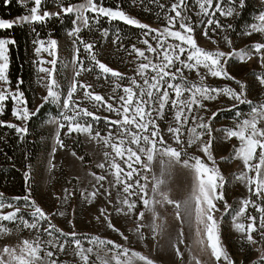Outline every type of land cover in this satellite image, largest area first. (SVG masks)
<instances>
[{
	"label": "snow or ice",
	"instance_id": "6c2138e0",
	"mask_svg": "<svg viewBox=\"0 0 264 264\" xmlns=\"http://www.w3.org/2000/svg\"><path fill=\"white\" fill-rule=\"evenodd\" d=\"M2 2L10 6L13 0ZM51 2L56 11L47 10L48 0H16L25 14L14 19L0 17V30L27 25L36 36L32 41L36 55L45 52L49 57L34 61L39 65L37 83L46 94L39 105L31 108L23 77L18 76L14 85L10 79L9 46L17 41L0 37V117L6 115V102H11V116L15 120L0 118V126L13 129L18 139L24 141L30 122L45 106L55 105L57 114L47 120L55 125L47 161L49 174L56 168L58 150H68L74 158L84 160L66 140L79 144L82 136L88 143L102 144L103 160L95 164L101 174L89 170L92 190L80 189L79 196L88 205L104 201L93 219L115 233L119 241L77 231L76 209L69 212L76 188L65 187L60 194L53 193L57 205L52 212L46 211L33 196V165L25 154L26 194L12 197L17 203H6L4 192H0V264H157L131 247L129 235L116 226L113 217L134 225L126 230L137 242L149 237L158 241L169 229L167 216H162L160 211L167 212L168 206L173 209L170 214L173 220L178 222L177 235H170L169 239L181 264H185L179 247L185 244V225L193 233L192 244L214 258V264H236L222 239L226 214L231 215V227L240 234L242 246L246 244L260 253L254 264H264V100L249 99L247 84L228 71L233 60L246 62L254 57L264 68V42L237 50L229 35L234 25L220 19L241 17L246 0H170L169 4L161 0H127L130 6L145 12L153 11L150 4L156 5L154 15L160 27H152L126 12L122 6L124 0H115L112 5L107 0H82L78 4L64 0ZM53 18L61 24L67 21L70 27L66 35L71 38L74 74L66 90L59 79L58 40L51 33L47 41L40 39L36 31L37 25L44 26ZM120 22L139 30L136 42L130 46L125 45L129 38ZM105 23L114 26L104 27ZM84 30L92 35L98 32L101 40L111 37L117 51L123 50L127 56L134 57L132 61H124L135 64L133 74L103 62L96 50L99 42L85 39ZM197 30L216 47L201 46L196 38ZM210 33L221 37L229 51L222 50L219 40ZM254 33L264 39V8L242 35L250 37ZM85 74L103 82L101 87L109 84L110 93L105 96L95 91L92 83L80 79ZM209 77L234 81L236 87L227 83L213 86L207 82ZM256 77L264 86V71ZM221 98H227L231 109L248 105L249 110L237 111L231 126L215 127L218 113L223 109L212 110L209 103ZM101 111L107 115L97 114ZM233 139L238 144H232L227 156L217 158L215 144L231 143ZM233 160L240 161L242 167L226 175L221 164ZM176 168L186 171L189 177L181 198H175L169 187ZM233 183L243 185L247 195L230 204L226 197ZM21 201L22 206L18 203ZM55 217L64 218L70 230L58 227ZM25 230L30 236H23ZM13 236L18 237L15 242ZM192 244H185L186 264H205L193 254Z\"/></svg>",
	"mask_w": 264,
	"mask_h": 264
},
{
	"label": "rangeland",
	"instance_id": "374dc122",
	"mask_svg": "<svg viewBox=\"0 0 264 264\" xmlns=\"http://www.w3.org/2000/svg\"><path fill=\"white\" fill-rule=\"evenodd\" d=\"M81 2L82 0L80 2L73 4H78ZM255 4L258 7L264 8V0H255ZM47 10L56 11L57 8L56 6H54ZM89 15L92 14L89 13ZM220 19L222 23H231L232 21V18L220 17ZM140 20L142 22L149 23L152 27H160V23L146 21L143 19ZM242 33L237 35L236 37L230 36V38L233 40V45L237 50L241 48H245L246 46L255 42H264V39H262L259 34L254 33L252 36L249 37L246 35H242ZM82 34H84L83 36L85 39L88 40L95 39L99 42L98 48L96 50L99 54V58L103 62L107 63L109 66L123 73H126L128 75L133 74L132 70L134 69L135 64L125 63L124 61L125 60L132 61L134 57L127 56V53H125L123 50L117 51L116 46L113 45L111 42V37L108 40H101L95 35L90 34L87 30L86 31L84 30ZM210 35H212L214 38L219 40V47L222 50H224L225 52L229 51V48L226 46L225 42L222 40L221 37L216 36L213 33H210ZM196 38L201 46H204L208 49H213L216 47L215 45L211 44V42L208 39L203 37L200 30H197L196 32ZM57 40L59 42V62H58V69L60 70L59 79L62 83L63 88L66 90L68 83L74 74V69L71 64V60H72L71 38L68 37L65 33L61 38H58ZM45 41H47V39ZM135 42L136 41L131 42L129 40H126L125 45L130 46L131 43H135ZM39 59L47 60L49 59V57L45 52H42L39 56H37L33 49L32 61L35 72V76L33 79V86L35 89V96L32 105H30L31 108H35L37 105H39L41 103V97L46 94V90L42 87V85L37 83V79H38L37 68L39 65L37 63H34V61H38ZM65 64H67L66 68L64 67ZM44 66H48V65H44ZM228 71L232 76L244 81L247 84L248 86L247 92L249 99L255 102L264 100V86L260 85L256 77V74L264 71V68H261L260 64L258 63V58L254 57L252 60L246 62H239L233 60L228 65ZM80 79L84 82L92 83L95 91L104 94L105 96H107V94L110 93V85L104 84V86L101 87V83L103 82H97L94 78V75L92 74L82 75ZM207 82L213 86L222 87L224 84L227 83L232 87H236L234 81H223L218 78L209 77ZM51 106L53 107L55 105H51ZM85 106L90 107V105H85ZM246 106L248 107V109L247 107H242L241 109H237L236 112L243 111L246 113L249 110V106L248 105ZM209 108H211L212 110L221 108L224 111L225 109L230 108V102L227 100V98H221L218 102H210ZM244 108L246 109L244 110ZM57 111L58 109L56 108L55 112H50L49 114H47V116L45 117L44 121L40 126V130L43 132V135L40 139L41 152L39 154L38 160L33 166V180L36 185V191L35 193H33V196L46 211L52 212L57 205V202L55 201L52 194L53 193L60 194L62 192V189L65 187L69 188L70 190L76 188L77 194L72 199L69 205V212H71L73 208L76 209L74 221L76 224L77 231L91 233V234H98L103 237L119 241V237L115 233H112L110 230H107L106 226L97 224V222L93 219L94 215L98 214L97 208L103 205L104 201L101 199L95 201L92 205H88L87 203L82 202L79 196L80 189L88 188L89 191L92 190L89 184V181L92 180V178L87 175L89 170L94 171L97 174H101V170L96 168L95 164L103 160L102 152L104 149L102 144L97 145L94 142L88 143L86 142L85 138L82 136L80 137L81 142L79 144H73L72 140H66V143L71 145L73 150H75V145H79V147L81 146L89 161L83 160L81 162L80 160L71 156L68 150H58L56 152L55 160H54V163L56 164V168L51 174H49V172L47 171V161L53 146V133L55 130V125L47 123V120L50 117L55 116L57 114ZM222 112L218 113V118L216 119L214 126L215 127L231 126L236 112L229 117L225 116L224 113ZM97 114L107 115V113H104L102 111ZM8 120L15 122L14 117L12 116H10ZM100 128L102 134H105L103 122H101ZM215 135H217L218 138L220 136V134L218 133ZM232 144H238V142L235 139H233L231 143L215 144L214 146L215 156L217 158L221 156H227L231 151ZM77 156H81V155L77 153ZM241 167L242 165L238 160H233L230 163L221 164L222 171H224L226 175L230 172L238 171ZM155 170L157 171L158 174L159 173L158 166L156 167ZM77 177L79 178V180H77ZM109 179H111V177H109ZM68 181H71V183H68ZM188 183H189V177L186 171L180 168H176L173 170V173L169 180V187L172 188L173 195L175 198H181ZM105 186L107 187V184H105ZM246 195L247 192L243 185L239 183H233L230 184L228 187V193L226 198L228 199L230 204H234L236 201H239L241 198L245 197ZM22 205L23 204H20V206ZM10 210L11 209H5V211H10ZM160 211L162 216H167L169 229L163 235V237L158 238V241L152 240L149 237V239L146 241L137 242L136 237L132 233L127 232L126 230L128 227H133L134 225H132L130 222H126L122 218H116L115 216L113 217V221L117 227H120L121 230H124L125 233L129 235L130 240L132 242L131 247H133L137 251H141L145 255H148L150 258H153L154 260L157 261V264H181L180 258L175 255V251L169 239L170 235L173 237L177 235L178 222L174 221L172 215H170L173 209L171 206H168L167 212H165L163 209H161ZM148 219H150V217H148ZM231 219H232L231 215L226 214L225 219L222 222V229H221L222 239L226 244L227 250L229 251L232 258L236 261V264H240L241 261H243V264H254V262L258 260L260 253L255 251L254 248H250L246 244L242 246L240 241V234L236 233L235 230L232 229L231 227L230 224ZM54 223H56L58 227L64 229L65 231L70 230L64 218L55 217ZM185 234H186L185 244H192V241L194 240V236L193 233L187 228V225H185ZM23 236L25 237L30 236V232L28 230H25ZM17 239L18 237L13 236L12 242H15ZM145 244H147V247L145 246ZM185 244H180L179 247L181 251L184 253V260L186 264L188 259V253L185 249ZM192 251L193 254L199 256L205 262V264H214V258H210L208 254L205 252H201L198 246L192 244Z\"/></svg>",
	"mask_w": 264,
	"mask_h": 264
},
{
	"label": "trees",
	"instance_id": "16d2710c",
	"mask_svg": "<svg viewBox=\"0 0 264 264\" xmlns=\"http://www.w3.org/2000/svg\"><path fill=\"white\" fill-rule=\"evenodd\" d=\"M81 0H64L65 3H77ZM115 0H107L109 5L114 4ZM162 3L169 4L170 0H161ZM31 6V5H29ZM51 0H48L46 5L47 9L54 7ZM126 12H129L136 16L139 19L146 21L157 22L154 12L157 10L156 5L150 4L149 7L153 9L152 12H145L141 8H136L130 6L127 0H124L122 5ZM261 7H258L255 4V0H246V9L242 12L241 17L232 18L231 23L234 25V28L229 33L230 36L236 37L241 34L247 25L253 22L254 17L259 13ZM25 14V9L20 7L16 0H13L10 6H5L0 0V17L6 19H12L19 15ZM91 16V15H90ZM159 23V22H157ZM107 23L104 24V27H113ZM120 26L123 29L124 35H126L129 41H136L138 29H135L132 26L124 25L120 22ZM70 30L69 24L65 21L64 24H61L57 18H53L46 25L36 26V31L39 33L40 39H48V34L51 33L53 38H61L67 31ZM86 31V30H85ZM84 35V34H83ZM12 37L15 38L17 43L15 45H10V79L15 84L16 78L18 76L23 77L25 83L23 88L26 92V97L29 100V105H32L35 89L33 86V79L35 76L34 66L32 61L33 56V43L32 41L36 39L34 33L30 31V28L27 25L16 26L11 30H0V37ZM95 36L100 38L99 33H95ZM11 102H6V115L0 117L2 119L8 120L11 116ZM242 107H247L246 105L239 106L237 109ZM237 109H225L222 113L225 116H232ZM246 108H244L245 110ZM248 109V107H247ZM55 106H45L41 114L30 122V131L26 140L21 141L18 139V134L11 128L6 126H0V192H4L6 203H17L12 200V197L18 195L26 194V189L23 181V171L25 170L26 161L24 160V155L28 154L30 156V162L34 166L38 160L39 154L41 152L40 139L43 135V132L40 130V126L44 121L47 114L50 112H55ZM76 152L84 156L85 161H89L83 148L79 145H75ZM7 157H11L8 159ZM32 190L33 193L36 191V185L34 180L32 181ZM23 204V202H18Z\"/></svg>",
	"mask_w": 264,
	"mask_h": 264
}]
</instances>
